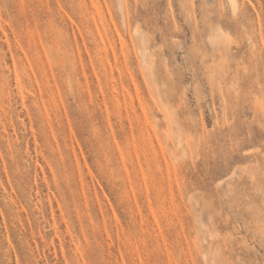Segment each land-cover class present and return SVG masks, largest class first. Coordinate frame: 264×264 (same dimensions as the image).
Segmentation results:
<instances>
[{
  "label": "rangeland",
  "instance_id": "1",
  "mask_svg": "<svg viewBox=\"0 0 264 264\" xmlns=\"http://www.w3.org/2000/svg\"><path fill=\"white\" fill-rule=\"evenodd\" d=\"M239 3L0 0V264H264V0Z\"/></svg>",
  "mask_w": 264,
  "mask_h": 264
},
{
  "label": "bare ground",
  "instance_id": "2",
  "mask_svg": "<svg viewBox=\"0 0 264 264\" xmlns=\"http://www.w3.org/2000/svg\"><path fill=\"white\" fill-rule=\"evenodd\" d=\"M230 7L235 11L240 3L239 0H228ZM136 32L138 33V29L136 28ZM140 54L143 59L144 64L147 66L148 65V55L146 53V49L140 48ZM19 84V81L17 82Z\"/></svg>",
  "mask_w": 264,
  "mask_h": 264
}]
</instances>
